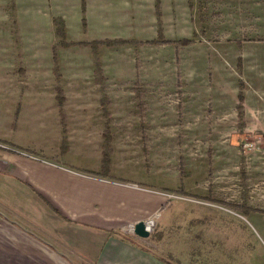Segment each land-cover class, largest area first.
Segmentation results:
<instances>
[{
  "label": "crops",
  "instance_id": "0c3cea01",
  "mask_svg": "<svg viewBox=\"0 0 264 264\" xmlns=\"http://www.w3.org/2000/svg\"><path fill=\"white\" fill-rule=\"evenodd\" d=\"M22 1L26 2L24 19L19 21L14 14L18 29L25 24L40 40L31 48L32 67L17 61L23 60L21 54L16 61H3L5 27L0 11L3 264H17L7 259L23 256L21 242L29 239L33 256L39 258H82L86 264H198L201 251L194 241L214 237L204 240L200 239L203 233L194 232H204L216 221L209 213L195 216L192 210L213 209L175 204L172 216L161 215L158 229L149 238L125 235L121 230L173 204L163 193L183 187L179 170L178 184L161 188L150 185L152 172H163L172 159L169 146L174 145L170 144L174 137L169 138V121L194 129L199 119L196 108L168 111L161 96L150 107L141 102L152 94L148 88L153 83L170 81L158 64L148 74L142 71L143 61H176L174 80L182 65L177 61H183L177 45H156L154 50L147 45L162 30L158 33L152 28L148 39L146 22H153V0ZM107 41L119 44L93 50V44ZM210 47L192 52L210 61ZM60 50H72L68 52L71 61L87 58L91 73L83 75L70 65L68 82L88 78V84L72 83L70 90L63 86ZM104 51L110 58H103ZM104 61H113L112 73ZM119 61H128L132 70L126 81L123 71L114 69ZM130 85L140 90L118 89ZM221 114L229 119L231 107H223ZM107 145L109 165L104 174ZM185 212L188 218L183 217ZM187 223L190 229L181 235ZM206 247L202 250L207 251Z\"/></svg>",
  "mask_w": 264,
  "mask_h": 264
},
{
  "label": "rangeland",
  "instance_id": "374dc122",
  "mask_svg": "<svg viewBox=\"0 0 264 264\" xmlns=\"http://www.w3.org/2000/svg\"><path fill=\"white\" fill-rule=\"evenodd\" d=\"M25 3L0 0L5 27L3 61H16L17 55L21 54L23 60L19 57L17 61H26L32 67L31 48L40 40L25 24L18 29L14 17L17 14L19 21L24 19ZM151 17L153 22H146L148 39L150 34L151 38L153 36L152 28L158 33L166 28V33L160 30L159 37L156 35L157 39L147 45L153 50L156 45H177L181 47L183 61H177L182 64L177 80H174L176 61H143L142 71L146 70L148 74V70L158 64L159 70L170 81L153 83L148 88L152 94L141 102L150 107L161 96L168 111L177 112V108L186 106L198 109L199 114L194 129H187L183 124L173 126L169 121V138L174 137V140L170 139V144L174 145L169 146L172 159L163 172L153 169L155 174L150 185L161 188L178 184L176 171L179 170L180 186L183 187L163 193L173 204L165 210L163 207L160 213L170 217L174 212H170L171 209L180 203L213 209L192 210L195 216L209 213L216 221L208 230L194 232L197 236L203 233L200 239L214 237L209 241H194L201 251L198 264H264V0H153ZM57 24L61 33V25ZM185 41L189 43L184 44ZM105 43H95L92 48L97 51L99 45ZM202 46L210 47V61L204 54L192 52ZM72 50L58 53L64 73L63 86L67 90L71 89L72 83L75 86L88 84V78L68 82L72 75L70 65L83 75L91 73L85 56L84 61H71L68 52ZM102 53L104 59L105 56L110 58L109 52ZM104 62L109 64L106 66L112 73L113 61ZM114 69L123 71L125 81L132 72L128 61H119ZM126 84L124 82V86ZM124 86L118 89L140 90L133 85ZM241 97L244 100L242 117L237 110ZM223 107H231L229 119L224 120L223 116L229 115L221 114ZM133 168L139 170L136 164ZM185 185L189 187L188 192ZM177 207L176 212L181 214L182 208ZM183 217L188 218V213L185 212ZM158 223L159 220L156 230ZM185 227L181 235L189 231V223ZM21 243L25 254L7 260L17 264H86L82 258L35 257L29 246L31 239ZM202 246H207V251H203ZM0 264H3L1 225Z\"/></svg>",
  "mask_w": 264,
  "mask_h": 264
},
{
  "label": "built area",
  "instance_id": "2783aa9c",
  "mask_svg": "<svg viewBox=\"0 0 264 264\" xmlns=\"http://www.w3.org/2000/svg\"><path fill=\"white\" fill-rule=\"evenodd\" d=\"M7 147V146H6ZM10 148V147H9ZM12 149V148H10ZM12 150H15V149H12ZM16 152H19L21 154H26L24 152H21V151H17L15 150ZM30 156V155H29ZM32 156V155H31ZM34 158H37L38 160H40L38 157H35L33 156ZM161 217V213L160 211H157L156 213H154L151 217L147 218L145 221H146V229L147 231L150 233V234H153L156 232V228H157V222H158V219ZM135 225L136 224H128V225H125V226H122L121 227V230L125 233V234H129V235H135Z\"/></svg>",
  "mask_w": 264,
  "mask_h": 264
},
{
  "label": "trees",
  "instance_id": "16d2710c",
  "mask_svg": "<svg viewBox=\"0 0 264 264\" xmlns=\"http://www.w3.org/2000/svg\"><path fill=\"white\" fill-rule=\"evenodd\" d=\"M189 42L185 41L184 44H188ZM108 46H114L116 44H119V42H106L105 43ZM98 72L100 73V69H98ZM243 104H244V100L241 97L240 101H239V107H237V110L239 111V115L241 114V117L243 116L242 111H243ZM108 157L105 158L104 161V174H108Z\"/></svg>",
  "mask_w": 264,
  "mask_h": 264
},
{
  "label": "water",
  "instance_id": "95a60500",
  "mask_svg": "<svg viewBox=\"0 0 264 264\" xmlns=\"http://www.w3.org/2000/svg\"><path fill=\"white\" fill-rule=\"evenodd\" d=\"M135 235H137L140 238H149L150 233L146 229V221L141 220L136 223L135 225Z\"/></svg>",
  "mask_w": 264,
  "mask_h": 264
}]
</instances>
